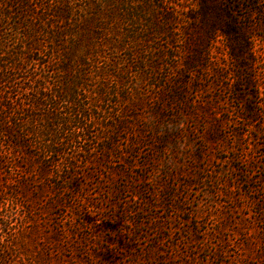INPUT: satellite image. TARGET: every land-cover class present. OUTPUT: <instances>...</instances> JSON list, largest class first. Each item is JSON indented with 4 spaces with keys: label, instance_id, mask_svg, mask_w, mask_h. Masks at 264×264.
<instances>
[{
    "label": "trees",
    "instance_id": "obj_1",
    "mask_svg": "<svg viewBox=\"0 0 264 264\" xmlns=\"http://www.w3.org/2000/svg\"><path fill=\"white\" fill-rule=\"evenodd\" d=\"M242 1L196 0L191 14L184 16L182 57L177 60V56L166 52L157 54L152 46L157 37L174 40L168 23L175 19L158 13V0H0V236L6 235L5 240H0V264L8 260L5 254L12 248L26 257L27 264H41L40 258L36 263L28 255L23 240L20 243L26 246L24 250L22 246L4 244L9 238L19 240L18 231L9 222L15 210L26 212L23 219L26 215L59 219L53 242L59 247V237L66 240L63 250L72 255L74 251L73 260L82 264H121L113 258L112 247L117 245L112 239L103 245V239L95 233L118 235L119 224L123 223L130 228L121 233L134 236L133 229L150 226L151 222L128 217L135 218L143 212L142 200L151 202L137 185V172L127 177L125 171L117 170L113 174L119 175L120 182H107L112 186L107 194L118 196L130 189L131 199L124 203L130 208H123L125 220L114 211L109 214L120 200H106L111 204L109 209L95 204L89 192L97 187H92L91 173L104 168L123 149L124 156L135 159L133 147H144L151 130L160 137L159 142L155 141L159 147L155 153L169 150L172 140L158 129H166L165 120L174 118L166 112L171 108L177 111L170 106L182 103L178 91L174 94L169 89L173 93L169 108H157L162 114L152 128L139 126L141 116L138 121L135 114L139 113L135 99L140 94L138 87L145 79L154 78L156 71L159 80L160 67L167 65V59L172 61L168 67L178 70L180 76L198 75L208 70L211 47L222 38L238 84L244 81L249 68L245 63L249 38L237 13L246 8L251 12L254 7L260 10L262 1L248 0L250 6L244 8ZM169 49L174 50L172 46ZM161 78L169 83L170 78ZM243 84L248 87L250 82L245 80ZM212 134L207 138H212ZM81 141L82 148L72 153L70 147L81 145ZM149 161L143 167L149 166ZM82 178L89 181L84 183ZM106 180H101L103 187ZM171 195L165 190L161 199L168 204ZM47 209L53 215L46 213ZM96 213L105 215L102 220H94ZM87 218L94 223L88 224ZM103 221L108 223L104 225ZM66 227L72 231L67 238ZM153 253L147 250L132 264H171L155 258Z\"/></svg>",
    "mask_w": 264,
    "mask_h": 264
},
{
    "label": "rangeland",
    "instance_id": "obj_2",
    "mask_svg": "<svg viewBox=\"0 0 264 264\" xmlns=\"http://www.w3.org/2000/svg\"><path fill=\"white\" fill-rule=\"evenodd\" d=\"M261 1L260 10L254 7L251 12L246 8L237 13L249 38V56L245 60L249 68L243 82L246 80L250 85L247 87L243 82L238 84V76L233 72V63L222 38L211 47L208 70L196 76L184 73V77L180 76L178 70L168 67L172 61L163 60L167 65L160 67L159 80V71H156L154 78L145 79L138 87L140 94L135 99L139 113L135 114L139 116L138 121L141 116L139 126L144 124L152 128L162 114L157 108L168 109L172 94L178 91L183 98L182 103H170V107L177 111H172V108L165 111L174 118L165 120L166 129H158L162 136L172 140L169 150L162 154L155 153V148H159L155 141L160 137L151 130L144 147H133L135 159L131 155L124 156L123 149L122 153L111 157L103 165L104 168L99 167L91 173L92 187H97L89 192L95 204L98 202L99 207L109 209L111 204L106 200H120L112 206L109 214L114 211L118 218L125 220L123 208L127 211L130 208L124 204L131 199L130 189L118 196L107 194L112 189L108 183L112 184L114 179L115 183L120 182L119 175L113 174L117 170L125 171L127 177L137 172L141 176H135L137 185L145 190L143 197L151 202L147 204L142 200L143 212L138 217H128L129 220L151 222L150 226L133 229L134 236L121 233L130 228L123 223L119 224L118 235L95 233L96 237L103 239V245L106 240L112 239L111 242L117 245L112 247L113 258L121 264L134 263L140 256L146 255L147 250H152L155 258H163L171 264H264V0ZM156 4L160 8L157 10L160 15L175 19L168 23L174 40L168 42L166 37H157L153 49L159 55L172 54L179 60L182 57L180 49L183 47L184 16L191 14L196 0H158ZM241 4L243 8L250 6L248 0H243ZM169 46L174 50L171 51ZM161 76L170 78L169 83ZM181 112L183 115H180ZM214 130L218 132L214 133ZM209 133H213L212 138H207ZM121 144L124 148L125 143L121 141ZM82 145L84 142L81 141V145L77 143L71 146L72 153L76 154ZM90 145H93V141ZM67 151L71 154L70 150ZM148 159L150 165L143 167ZM139 167L145 170L141 171ZM105 178L108 180L103 187L101 180ZM81 180L84 183L89 181L86 178ZM165 190L172 194L168 204L161 199ZM169 204L172 207L169 208ZM52 212L47 209L46 213ZM13 214L9 222L13 230L18 231L16 238L19 240L9 238L4 242L5 246L12 243L13 246H22L21 250H24L26 246L20 243L23 240L27 243L28 255L36 263L82 264L79 260H73L74 251L72 255L70 251L63 250L66 240L59 237V247L53 242L54 233L59 230V219L55 221L52 216L37 220L30 215L23 219L26 212L17 210ZM104 215L96 213L94 220H102ZM87 219L88 224L94 223L93 219ZM103 223L106 225L108 222ZM71 232L66 231L64 236L70 237ZM4 236L2 234L0 240H5ZM96 243L98 240L94 245ZM90 248L96 249V246ZM5 257L9 261L1 264H27L26 257L14 248L7 251Z\"/></svg>",
    "mask_w": 264,
    "mask_h": 264
}]
</instances>
